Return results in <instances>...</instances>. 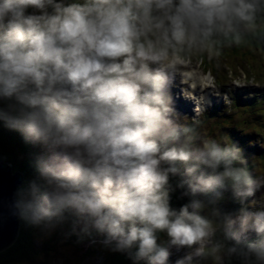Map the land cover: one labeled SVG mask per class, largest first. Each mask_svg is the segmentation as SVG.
<instances>
[{
	"label": "clouds",
	"instance_id": "9594fccd",
	"mask_svg": "<svg viewBox=\"0 0 264 264\" xmlns=\"http://www.w3.org/2000/svg\"><path fill=\"white\" fill-rule=\"evenodd\" d=\"M255 10L253 0H0V126L41 149L37 178L19 189L24 174L16 192L20 229L22 220L71 222L134 262L167 264L158 232L172 245H199L200 255L222 228L238 244H216L213 255L264 264V209L217 224L199 214L201 200L171 206L180 166L184 194L212 202L220 190L247 198L260 185L238 166L239 147L194 146L173 119L165 72L153 67L186 44L252 26Z\"/></svg>",
	"mask_w": 264,
	"mask_h": 264
},
{
	"label": "trees",
	"instance_id": "16d2710c",
	"mask_svg": "<svg viewBox=\"0 0 264 264\" xmlns=\"http://www.w3.org/2000/svg\"><path fill=\"white\" fill-rule=\"evenodd\" d=\"M72 2H79L83 3L84 0H63V3L68 4ZM256 6L255 10V22L252 26H247L245 24H238L236 25V31L234 33H231L227 36H225L222 33H218L215 36L211 38L210 41H208L207 46L204 50H201L199 52V55L203 61L210 62V56L212 55V58L215 59L217 55H220L222 58L220 65L231 63L232 61L238 62V68H241L244 66V68L248 67L249 59L246 58L247 53L250 50L253 49H263L264 50V0H253ZM31 12L32 9H29ZM239 37L237 40L236 37ZM200 48H198L199 50ZM226 50L227 56H222L219 50L223 51ZM251 63V62H250ZM252 64V63H251ZM219 65V66H220ZM214 66H217V64H214ZM230 67V66H229ZM20 135V136H19ZM22 140V144H18L17 139ZM17 141V142H16ZM10 145H16L14 149H10ZM39 152V147H35L30 143H26L21 136L20 133L8 130L6 128H3L0 126V160L8 161L12 163L13 168L15 170L21 169L25 174V182L24 184L19 187L23 188L25 184L27 185L28 181H31L32 179H35V176L37 175L35 171V159ZM25 157H21L18 155H23ZM186 188H178L176 191H173L170 196V204L173 208L179 209L181 206L190 203L193 200H201L203 202H208L211 200L210 204L211 206L214 205L215 202H212L214 198L210 199L209 197H201V195L193 197L191 195H185ZM224 191V190H220ZM221 199V198H220ZM223 204V200L219 201ZM190 211H193V209H190ZM199 211V214L203 215ZM210 215V214H209ZM212 216V215H211ZM222 220V218L220 219ZM25 223L22 220L21 223V229L18 238L13 242L12 245H10L6 250L0 252V264H23L22 263V257L28 254L31 250H33V243L36 236V231L33 233H30L26 238L24 239L23 236V230L25 229ZM27 224V223H26ZM62 225H65L67 227H63V229L70 232V236H74L73 231V225L71 222L64 223ZM29 229L33 231L36 229L34 226L28 225ZM78 232H81L80 229ZM82 233V232H81ZM218 234H223V230L220 229L218 231ZM158 244L161 247H166L170 243V238L167 236L165 232H158ZM80 238L83 239V241L87 240L89 236L82 233V236ZM218 239L224 245L225 247L229 244H233L231 241L228 242V240L223 238V235H219ZM255 239V238H254ZM78 241V238H77ZM226 244H225V243ZM235 244H238V241L235 242ZM27 246V247H26ZM26 249L24 250V248ZM113 247V245H112ZM45 249L40 251H44ZM113 251V250H112ZM107 251V254H111L109 256L110 262L107 264H147L146 261H138L134 262L132 259L129 258V255L127 253H121V252H113ZM28 260H30L28 258ZM34 260V258H32ZM225 264H240L239 259L236 257H226V260L224 261Z\"/></svg>",
	"mask_w": 264,
	"mask_h": 264
},
{
	"label": "rangeland",
	"instance_id": "374dc122",
	"mask_svg": "<svg viewBox=\"0 0 264 264\" xmlns=\"http://www.w3.org/2000/svg\"><path fill=\"white\" fill-rule=\"evenodd\" d=\"M193 46L194 47L201 46L200 49L202 50L203 47H205L206 45L197 43ZM190 51H191V54H190L191 60L189 59L183 60L179 57L175 58L174 56H169V61L167 63L171 65L172 62H176V64H179L180 66H183L184 69H186L188 67V64L192 62V65L194 64L195 67L199 68L198 64L200 65L202 63L201 60L199 59V55H198L199 52L195 51L194 48H191ZM219 52L221 53L222 56H227V52L225 49L223 51L219 50ZM255 53L258 55L256 57H258L259 59L260 58L259 53H261V51L255 50ZM250 54H252L251 51H250ZM251 63L248 64L246 71L252 78H254L257 73L259 75H262L260 80L262 84L264 85V70L263 69H261V71L258 70V67L255 65V63H252V64ZM192 65H190L191 67L189 66V68L192 69ZM201 65L203 66L204 64L202 63ZM232 66L234 68L231 71L228 68L223 67V66L220 68L218 78L219 80L222 81V83L223 82L226 83V85H222V87L224 88L223 90H228L230 94L235 95L237 98L240 99L243 96H246L247 94H249V92L247 91L248 87H252L253 89L259 88V87H254V86H257L258 84L252 82L245 75H241L238 78H235L236 73L238 72V69H237L238 63L232 61ZM261 68H263L262 65H261ZM200 71L201 73H203L201 68H199V72ZM202 75L205 76V79L201 78L199 74L196 77H191V79H193V85L195 86L203 85L202 88L206 87L205 84H208V80L211 81L212 76L211 75L207 76L204 73ZM241 86L245 87V92L247 93V94L245 93L243 96L239 95L240 93L239 94L237 93V92H241L244 89ZM238 87H241V88H238ZM224 95L226 97L227 95L226 92H224ZM232 101H234V98H232L231 95L227 96V104L229 108L232 107V104H233ZM259 106H261V102L259 103ZM220 112L223 113V109L221 105H220ZM242 115L244 116V119L247 122L245 123L232 122L233 125H237L238 130L239 129L245 130V128L247 129L251 128L252 120L254 118H252V116L250 115H246L245 112H242ZM254 115L263 116V113L256 112ZM173 119L175 121L174 117ZM239 127H242V128H239ZM204 129L205 131L209 133H214L216 130H223L224 128L219 129V126H216L210 123L204 126ZM17 141L16 142L18 144H22V140H20V137L19 139H17ZM192 142L194 143V146H198L197 141L192 139ZM15 146L16 145H10V149H14ZM40 151L41 149L39 148V152L36 154H39ZM18 156L25 157L24 154L18 155ZM35 178H37V175L35 176ZM26 186L27 185L25 184L23 188H25ZM34 227L36 229L31 231L29 227H27L26 223L24 226L25 228L23 230L24 239L30 233H33V236H34V231H36V236H35V240L33 243V250H31L28 254L22 257L23 264H107L110 262L109 256L111 254H107V251H109V253L112 251V245H104L102 243L103 237L100 235L93 233L91 237L89 236L87 240L83 241V239L80 238V236H82V233L78 232L79 227L76 228L75 232L72 231L74 236H70V232L63 229V227H67V226L62 225V224L57 225L54 229H50L44 225L34 226ZM77 238H78V241H77ZM26 247L24 248V250L26 249ZM43 248L45 250L40 251V250H43ZM6 249L7 248H5L4 250ZM172 253L175 254V251L173 249H172ZM28 258L30 260H28ZM32 258H34V260H32ZM207 258H208L207 254L203 255L200 258V264H204ZM167 264H169V260H167ZM220 264H224V262L221 261Z\"/></svg>",
	"mask_w": 264,
	"mask_h": 264
},
{
	"label": "water",
	"instance_id": "95a60500",
	"mask_svg": "<svg viewBox=\"0 0 264 264\" xmlns=\"http://www.w3.org/2000/svg\"><path fill=\"white\" fill-rule=\"evenodd\" d=\"M23 180V171L13 172L10 162L0 160V252L12 245L20 230L21 219L15 202Z\"/></svg>",
	"mask_w": 264,
	"mask_h": 264
},
{
	"label": "bare ground",
	"instance_id": "6f19581e",
	"mask_svg": "<svg viewBox=\"0 0 264 264\" xmlns=\"http://www.w3.org/2000/svg\"><path fill=\"white\" fill-rule=\"evenodd\" d=\"M188 74H190L191 76L188 75ZM198 74L201 76V78H204L205 79V76L202 75L203 73H201V71L199 72V68H197L194 65H192V69L191 68H188V71H187V73L184 76L187 77V78H189V77L191 78V77H196ZM212 84H213V81L212 80L211 81L208 80V84H205V86H206L205 88H202L203 85L198 86V88L201 89L198 93L200 94V96H203V98L207 102H208V99H210L209 92H210V90L213 89ZM200 96L198 95L197 98L200 99L201 98ZM203 103H205V102H203Z\"/></svg>",
	"mask_w": 264,
	"mask_h": 264
}]
</instances>
